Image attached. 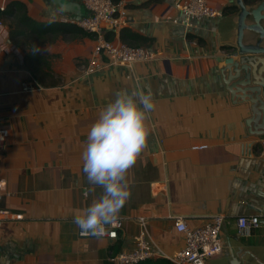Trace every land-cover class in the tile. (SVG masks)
Wrapping results in <instances>:
<instances>
[{
  "label": "crops",
  "instance_id": "obj_1",
  "mask_svg": "<svg viewBox=\"0 0 264 264\" xmlns=\"http://www.w3.org/2000/svg\"><path fill=\"white\" fill-rule=\"evenodd\" d=\"M22 1L36 21L65 15L45 0ZM168 1L122 0L125 25L109 32L121 39L123 30L126 43L156 50L160 60L82 75L96 39L72 31L42 47L54 83L32 75L1 21L0 43L7 48H0V114L8 137L0 150V177L7 183L0 207L11 216L0 224V264H113L112 255L134 246L139 217L146 218L154 258L170 260L185 246L175 217L194 227L216 215L224 218L222 251L206 264H264V117L254 114L250 101L264 106V90L244 92L257 87L256 80H244L240 71L235 77L226 64L237 50L239 11L187 27L176 0ZM209 2L222 10L237 5ZM257 39L245 31V43ZM31 81L39 87L23 90ZM122 89H150L155 103L146 119V145L128 172L131 196L118 216L123 228L116 240L80 237L75 214L103 194L82 170L87 133ZM196 144L207 147L193 149ZM242 215L260 217V226L241 234Z\"/></svg>",
  "mask_w": 264,
  "mask_h": 264
},
{
  "label": "built area",
  "instance_id": "obj_2",
  "mask_svg": "<svg viewBox=\"0 0 264 264\" xmlns=\"http://www.w3.org/2000/svg\"><path fill=\"white\" fill-rule=\"evenodd\" d=\"M80 3L87 14L79 19L61 16L58 20L62 23H71L82 29L83 31L93 34L96 39L95 46L90 57L82 66L80 72L82 75H90L95 72L114 67H132L137 62H149L160 60L161 53L145 46L130 45L121 39H109V32L116 33L125 25V19L122 12L124 6L122 0L114 2L113 0H73ZM176 8L179 9L183 23L187 27H191L193 22L215 18L222 13V9L212 6L209 0H176ZM6 7V0L0 4V10ZM0 25L2 22L0 21ZM5 33H9L5 30ZM10 47V46H9ZM1 49H6L5 42L0 43ZM16 50L15 46H11ZM39 85L34 82H26L23 84V90H33ZM1 113V107H0ZM0 114V150L4 146L8 137V129L1 124ZM207 144L193 145V149H204ZM7 193V183L4 178L0 177V200ZM11 216L8 209L0 207V224L6 217ZM15 218H21V214L14 215ZM138 222L140 230L135 238V244L130 249H122L111 256L113 264H138L157 256V252L153 249V238L150 234L148 224L145 217H139ZM224 218L222 215H216L205 223L190 227L186 221L178 216L174 219L176 230L184 235L185 246L174 256L169 257L173 264H206V259L217 255L222 251V240L220 232ZM124 220L117 218L116 223L106 226V233L101 237H107L110 240H116L119 231L123 228ZM239 232L241 234H249L261 224L258 216H239L237 219ZM80 237H95L87 233H83L78 228Z\"/></svg>",
  "mask_w": 264,
  "mask_h": 264
},
{
  "label": "clouds",
  "instance_id": "obj_3",
  "mask_svg": "<svg viewBox=\"0 0 264 264\" xmlns=\"http://www.w3.org/2000/svg\"><path fill=\"white\" fill-rule=\"evenodd\" d=\"M155 109L151 90L122 89L106 104L87 133L82 152L83 173L103 194L74 216L75 225L91 236L101 237L106 226L116 223L131 196L128 172L146 145V119Z\"/></svg>",
  "mask_w": 264,
  "mask_h": 264
},
{
  "label": "trees",
  "instance_id": "obj_4",
  "mask_svg": "<svg viewBox=\"0 0 264 264\" xmlns=\"http://www.w3.org/2000/svg\"><path fill=\"white\" fill-rule=\"evenodd\" d=\"M114 2H119L120 0H113ZM247 7H252L256 5L261 0H243ZM240 8L237 5L228 6L223 8L224 13L238 12ZM1 19H11L8 23L9 27V40L20 50L24 51V63L26 67L30 70L32 75L43 82V73L45 68L50 69V62L48 56L42 51V46L47 42L55 38L56 36L62 34H67L68 32L77 31L86 35L93 34L87 33L71 23H62L58 20L51 21H36L28 13L27 4L22 0H9L6 2V7L4 10H0V20ZM111 33V32H110ZM108 33L106 36L112 39L111 34ZM121 39L124 42L125 36L123 30L121 31ZM192 35H189L191 37ZM95 37V36H94ZM135 40L145 42L148 39L145 37H138L132 35ZM18 38H24L18 39ZM24 44L28 47L24 48ZM134 45L133 43H129ZM137 46V45H134ZM138 264H173L170 260L157 257L151 258Z\"/></svg>",
  "mask_w": 264,
  "mask_h": 264
},
{
  "label": "water",
  "instance_id": "obj_5",
  "mask_svg": "<svg viewBox=\"0 0 264 264\" xmlns=\"http://www.w3.org/2000/svg\"><path fill=\"white\" fill-rule=\"evenodd\" d=\"M174 1L169 0L168 2L172 5ZM45 2L54 5L63 14L69 15L71 18L79 19L87 14L85 8L73 0H45ZM236 4L240 8L237 21V50L233 56L227 57L226 64L228 69L235 74V77L240 71L243 73L244 80L255 79L254 85L257 87H254L253 90H244V92L255 93L264 90V25L262 24V20H264V0H261L255 7L251 8H248L243 0H236ZM250 19L252 21L248 22ZM246 30L253 31L258 35L256 42H244ZM234 56L238 57V60ZM250 101L254 106L252 107L254 114L258 117L262 115L264 117V106H259L260 100L250 99Z\"/></svg>",
  "mask_w": 264,
  "mask_h": 264
},
{
  "label": "rangeland",
  "instance_id": "obj_6",
  "mask_svg": "<svg viewBox=\"0 0 264 264\" xmlns=\"http://www.w3.org/2000/svg\"><path fill=\"white\" fill-rule=\"evenodd\" d=\"M0 21H6L7 23H9L11 21V19H1ZM18 39H23L24 41H26L24 38H18ZM43 47V46H42ZM24 48L27 49L28 51V47L26 46V44H24ZM21 49V48H20ZM24 54V51L21 50ZM45 72L43 73V81L45 83H54L57 79L50 73L49 69L48 68H45L44 69Z\"/></svg>",
  "mask_w": 264,
  "mask_h": 264
}]
</instances>
